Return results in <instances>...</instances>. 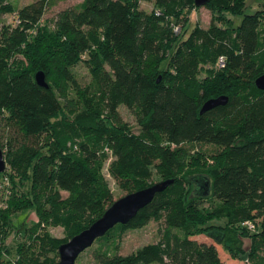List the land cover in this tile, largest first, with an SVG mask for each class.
<instances>
[{"label":"trees","instance_id":"obj_1","mask_svg":"<svg viewBox=\"0 0 264 264\" xmlns=\"http://www.w3.org/2000/svg\"><path fill=\"white\" fill-rule=\"evenodd\" d=\"M6 2L0 15L13 11ZM245 3L210 0L203 7L216 19L190 27L194 0H82L35 34L28 31L55 0L18 9L19 23L0 29V185L11 187L0 206V264H57L59 246L117 199L103 173L110 158L123 195L156 183L154 175L172 183L95 239L92 264H227L221 252L264 264V90L255 85L264 74V0L250 14ZM39 70L47 88L34 80ZM219 96L227 102L200 113ZM195 178L209 182L208 193ZM29 209L37 221L20 230L10 215ZM150 221L158 240L118 254L122 235Z\"/></svg>","mask_w":264,"mask_h":264},{"label":"rangeland","instance_id":"obj_2","mask_svg":"<svg viewBox=\"0 0 264 264\" xmlns=\"http://www.w3.org/2000/svg\"><path fill=\"white\" fill-rule=\"evenodd\" d=\"M35 0H7V5L9 4L12 8V12H7L2 15H0V29L10 24L11 26L15 27L19 20L16 17V13L19 8L23 7L24 5L30 4L34 2ZM82 0H55V5L47 8L45 10V13L42 17V19L38 22V24L29 30V33H36V30L38 28L48 27L51 28L53 24V20L56 16V14L65 9L66 7H69L71 5L77 4L81 2ZM263 0H246L245 8H244V14H250L255 12L257 9L261 8V2ZM140 8L146 10L147 12H150L153 9V2L152 1H141L140 2ZM243 15H236L233 17V25H238L242 19ZM187 24H189L190 27H192L195 24H198L203 27H207L212 19H216V16L212 10L206 7H200L196 8L190 11V13L187 15ZM180 20L178 27L174 28L175 33H179L182 30V26L186 23L185 21ZM75 72L77 75L78 80L83 83L88 78V72L87 69H85L82 66H76ZM119 113L122 117V119L129 123L133 129H136L135 119L134 116L130 111H128L125 107L121 106L119 108ZM3 132V131H0ZM1 136V135H0ZM111 158L105 163L103 173L109 183V186L114 194L115 198H118L123 195V193L120 191V189L117 187L116 183L114 182L113 178L108 172V164L110 162ZM154 181L159 182V179L154 175ZM11 193V187L10 185L5 183H2L0 185V206H4L7 198L10 197ZM10 218L15 222L18 223L20 220L21 226L20 230H22L23 226H30L32 223L37 221V217L33 210L29 209L26 212H21L20 210L17 212H14L10 215ZM158 227L159 223L150 221L148 224L141 228L137 229H130L127 230L123 235L121 240L119 241V249L118 254H121L123 256L134 254L139 248H141L143 245L148 243H153L158 240ZM47 230L52 236L56 237H63L64 232L61 227H47ZM9 235V234H8ZM208 239L206 235L201 234L197 236V239ZM6 243L8 245H14L15 241L13 240L12 235H9L6 237ZM19 241L23 244H25L27 241L24 236L19 237ZM250 240L248 238L244 239V245H249ZM95 248V245L93 247H90L88 249H85L82 253H80V256L77 257L75 264H92L93 263V249ZM221 256L223 259H225L227 264H243L245 260H233L231 258H228L226 254L221 252Z\"/></svg>","mask_w":264,"mask_h":264},{"label":"water","instance_id":"obj_3","mask_svg":"<svg viewBox=\"0 0 264 264\" xmlns=\"http://www.w3.org/2000/svg\"><path fill=\"white\" fill-rule=\"evenodd\" d=\"M209 1L210 0H194V3L196 7H203ZM34 80L40 87H48L43 71L39 70L35 72ZM255 85L259 90H264V74L255 80ZM226 102V96L211 98L204 102L200 109V113L210 110L218 105H223ZM5 169L6 161L0 148V173L4 172ZM194 180L200 189H203L204 193L209 192V182L207 180H199V178H195ZM170 183H172V179L162 180L146 188L125 194L114 200L97 220L59 246V260L57 264H75L79 254L89 248L96 238L103 236L116 224L128 223L136 216L140 209L152 201L156 193L163 191Z\"/></svg>","mask_w":264,"mask_h":264},{"label":"built area","instance_id":"obj_4","mask_svg":"<svg viewBox=\"0 0 264 264\" xmlns=\"http://www.w3.org/2000/svg\"><path fill=\"white\" fill-rule=\"evenodd\" d=\"M224 65V59L222 57H220L219 61H218V66H223ZM246 224L249 226V227H252L251 224L247 223Z\"/></svg>","mask_w":264,"mask_h":264},{"label":"crops","instance_id":"obj_5","mask_svg":"<svg viewBox=\"0 0 264 264\" xmlns=\"http://www.w3.org/2000/svg\"><path fill=\"white\" fill-rule=\"evenodd\" d=\"M200 240H203V241H210L209 238H208V239H206V238H205V239H200Z\"/></svg>","mask_w":264,"mask_h":264}]
</instances>
